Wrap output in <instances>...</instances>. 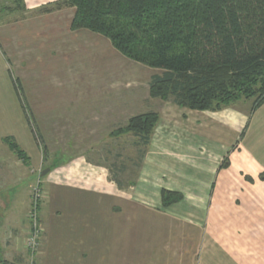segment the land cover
Here are the masks:
<instances>
[{
  "label": "rangeland",
  "instance_id": "374dc122",
  "mask_svg": "<svg viewBox=\"0 0 264 264\" xmlns=\"http://www.w3.org/2000/svg\"><path fill=\"white\" fill-rule=\"evenodd\" d=\"M42 10L30 13L24 3L21 7L15 0H0V257L18 264H236L223 238L209 236L224 220H208L207 201L197 203L199 214L193 221L204 229L198 234L170 229L147 234L140 229L142 238L138 232L130 239L123 236L132 253L127 260H113L120 252L104 234L103 249L95 257L96 248L87 245L93 238L86 233L91 216L85 206L81 213L68 207L64 197L69 192L54 183H63L65 165L82 158L94 165L98 177L102 174L106 193L131 192L147 151L131 133L112 134L133 117L160 112L164 104L151 97L149 88L151 77L160 71L129 61L103 36L70 32L73 12L48 20L37 15ZM11 77L20 80L22 99ZM252 103L235 106L250 110ZM7 137L26 152L29 165L10 150ZM47 169L49 174L42 177ZM75 173L82 176L79 170ZM113 174L124 189L110 180ZM111 202L104 201L105 214ZM211 208L222 215L224 206L213 203ZM187 217L178 224L189 225L193 217ZM35 233L39 235L33 244Z\"/></svg>",
  "mask_w": 264,
  "mask_h": 264
},
{
  "label": "crops",
  "instance_id": "0c3cea01",
  "mask_svg": "<svg viewBox=\"0 0 264 264\" xmlns=\"http://www.w3.org/2000/svg\"><path fill=\"white\" fill-rule=\"evenodd\" d=\"M59 1L62 0H23V3L26 10L33 13ZM64 12H73L74 16V10L69 8L37 15L49 20L60 18ZM73 16L68 25L70 32ZM0 59H4L1 54ZM1 63L0 60L3 66ZM162 102L159 121L130 193L118 189L106 193L103 185L107 182L102 174L98 177L94 165L82 158L65 165L63 183H54L69 192L64 197L68 207L81 213L85 206L86 215L91 216L86 233L93 234V238L87 245L96 248L95 257H98L103 249L104 234H107L108 242L120 252L119 258L113 257V260H127L132 253L129 245L123 243V236L130 239L138 232L142 238L140 229L147 234L167 229L198 234L204 229L193 221L199 214L197 203L207 201L208 206L210 204L208 220L221 222V217L224 220L223 227L216 224V229L211 230L210 238H223L224 248L232 249L228 254L230 260H238L236 264H264V104L250 116L249 110L235 105L212 112ZM226 160L228 165L223 167ZM167 167H171L170 171ZM75 170L82 172V176ZM162 190L178 192L184 199L163 208ZM105 200L112 201L107 214L103 210ZM137 200L143 202L138 204L139 211L136 210ZM213 203L224 206L222 215L218 210L212 211ZM190 215L193 219L189 225L178 224ZM166 220L171 224L166 225L163 222ZM120 239L122 243L117 245L115 242ZM191 240L194 243V237ZM196 245L194 257L198 259L201 246L197 237Z\"/></svg>",
  "mask_w": 264,
  "mask_h": 264
},
{
  "label": "trees",
  "instance_id": "16d2710c",
  "mask_svg": "<svg viewBox=\"0 0 264 264\" xmlns=\"http://www.w3.org/2000/svg\"><path fill=\"white\" fill-rule=\"evenodd\" d=\"M63 8L74 10L71 31L103 36L129 61L160 71L151 78L154 99L212 112L253 101L250 116L264 104V0H62L42 12ZM11 78L22 99L20 80ZM158 121V113L138 115L112 136L131 133L146 150ZM4 142L30 164L15 139ZM161 199L169 208L184 197L162 190ZM0 264L18 263L0 257Z\"/></svg>",
  "mask_w": 264,
  "mask_h": 264
},
{
  "label": "built area",
  "instance_id": "2783aa9c",
  "mask_svg": "<svg viewBox=\"0 0 264 264\" xmlns=\"http://www.w3.org/2000/svg\"><path fill=\"white\" fill-rule=\"evenodd\" d=\"M38 233H35L33 236H32V243L33 244H36V240H37V237H38Z\"/></svg>",
  "mask_w": 264,
  "mask_h": 264
},
{
  "label": "water",
  "instance_id": "95a60500",
  "mask_svg": "<svg viewBox=\"0 0 264 264\" xmlns=\"http://www.w3.org/2000/svg\"><path fill=\"white\" fill-rule=\"evenodd\" d=\"M49 172H50V169L45 170V171L42 173V177L47 176V175L49 174Z\"/></svg>",
  "mask_w": 264,
  "mask_h": 264
}]
</instances>
